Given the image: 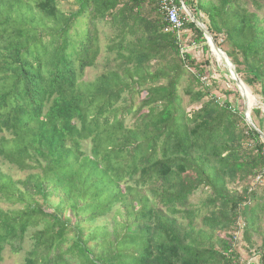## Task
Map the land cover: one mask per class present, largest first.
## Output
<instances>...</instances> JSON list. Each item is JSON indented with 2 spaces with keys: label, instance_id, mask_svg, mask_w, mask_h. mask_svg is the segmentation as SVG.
<instances>
[{
  "label": "trees",
  "instance_id": "trees-1",
  "mask_svg": "<svg viewBox=\"0 0 264 264\" xmlns=\"http://www.w3.org/2000/svg\"><path fill=\"white\" fill-rule=\"evenodd\" d=\"M160 3L0 0V264H264V0H182L254 127Z\"/></svg>",
  "mask_w": 264,
  "mask_h": 264
},
{
  "label": "rangeland",
  "instance_id": "rangeland-1",
  "mask_svg": "<svg viewBox=\"0 0 264 264\" xmlns=\"http://www.w3.org/2000/svg\"><path fill=\"white\" fill-rule=\"evenodd\" d=\"M201 24V23H200ZM191 36V35H190ZM185 44V43H184ZM187 46L188 47H185V49L188 51L189 50V52L191 53H193V56H195L197 59H199V60H202V59H204V55H203V51H202V49H201V47H199L198 46V48L197 47H192L191 45H188V43H187ZM215 50V49H214ZM215 53V55L217 56V57H219V58H222V59H224V61H225V55L223 56V55H221L219 52H217L216 50L214 51ZM210 60H211V63H212V61H216L217 60V58H216V60H215V56L214 55H210ZM226 61H227V58H226ZM217 62V61H216ZM218 64H219V68H221V70L224 72H227V73H224L223 74V76L221 77V76H219V75H215L216 73H218L217 71L214 73L213 71H214V69L212 68V70H211V67H208L207 68V75L210 77V79L211 80H209V82H208V85H209V83H210V81H219L218 83H219V87H220V89H217V87H214L213 86V89H214V91H216L215 93L219 96V97H222V90L223 91H230V90H234V91H240L239 93L242 95V102H241V104L239 103L238 104V102L233 98V99H230V103H231V105L232 106H234V107H236L237 109H240V111L242 112L243 110H245L244 112H245V114L247 113V110H246V108H247V105H246V100L248 99V104H249V102H250V105H251V103L253 102V101H255L256 103H257V101H258V99H257V97H256V100H252V101H250L249 100V98L248 97H246V95L243 93V92H241V90L239 89V87L236 85V82L233 80V78L231 77V75H230V73H229V69H228V66H227V64H226V62H221V61H219L218 60V62H217ZM235 69H236V67H235ZM207 76V77H208ZM90 78H92L91 76H89ZM236 78L237 79H239L240 81H241V79L239 78V76L237 77L236 76ZM230 79V80H229ZM206 80H208L206 77H204L203 78V82L204 81H206ZM212 84H214V83H212ZM234 84H235V86H234ZM244 91H248L247 90V88L246 87H244ZM218 92V93H217ZM187 103H188V101H187ZM255 103V104H256ZM253 106V105H252ZM249 111H250V109H249ZM249 116V115H248ZM257 125H258V122H257ZM86 147H90V144L88 143L87 145H86ZM5 167H7V166H5ZM31 172H20V171H12L10 174L12 175V176H14L16 179H25L29 174H30ZM264 185V184H263ZM230 190L231 191H237L238 192V190L236 189V187L235 186H231L230 187ZM240 190V192L242 191L241 189H239ZM239 192V193H240ZM205 197H206V193H205V191L203 190V188H201V190H199L195 195H194V197L192 198V201L194 202V203H196V202H199V201H201V200H203V199H205ZM0 201H1V199H0ZM0 206H2L3 208H8V207H12V205H10L9 203H7V202H5V201H1L0 202ZM50 212L52 211V210H49ZM219 235V234H218ZM223 238H225L223 235H220L219 237H218V239H220V240H222ZM256 238V237H255ZM246 245L248 246V244L246 243ZM30 248V242L28 241V240H26V243H25V250L27 251L28 249ZM240 248H242L240 251H241V253H242V255H243V258L244 259H248L247 258V252H246V250H245V248H246V246H244V241H242L241 242V247ZM251 261L252 260H249V262H248V264H250L251 263ZM258 261V260H257ZM24 261H23V256H21V255H12L10 252H8L7 254H6V256H5V260L1 263V264H22Z\"/></svg>",
  "mask_w": 264,
  "mask_h": 264
},
{
  "label": "built area",
  "instance_id": "built-area-1",
  "mask_svg": "<svg viewBox=\"0 0 264 264\" xmlns=\"http://www.w3.org/2000/svg\"><path fill=\"white\" fill-rule=\"evenodd\" d=\"M177 0H161V9L166 14V19L169 23V30L174 32L178 38L181 40L183 38V26L187 21V18L183 16L187 13L186 9L182 6L179 7L176 4ZM185 51V48H182V52ZM247 122L252 126V121L250 115L245 114ZM254 126V125H253Z\"/></svg>",
  "mask_w": 264,
  "mask_h": 264
},
{
  "label": "water",
  "instance_id": "water-1",
  "mask_svg": "<svg viewBox=\"0 0 264 264\" xmlns=\"http://www.w3.org/2000/svg\"><path fill=\"white\" fill-rule=\"evenodd\" d=\"M179 1L182 3V0H179ZM182 6L186 9L187 14H188L189 17L191 18V20H192L193 22L197 23V25L199 26V28L205 33V36H206L208 42L210 43V45H211V46H212L217 52H219L221 55H225L221 50L218 49V47L215 45V43H214L212 37L210 36V34H209V33L207 32V30H206V29H205V28H204V27H203V26H202V25L196 20V18H195L194 15L191 13V11L186 7V5L182 3ZM225 57L227 58V55H226ZM227 59H228V58H227ZM228 61H229V59H228ZM228 61H226V59H225V62H226V64H227V66H228L229 73H230L231 77H232L233 80L236 82V85L239 87L240 90H241V89L245 90V89H244L245 84H244L242 81H240L239 79L236 78V76H237V72H236L235 66L232 65L233 68H231L230 65H229V63H228ZM231 69H232L233 71H232ZM237 77H238V76H237ZM244 92H245V91H244ZM246 105H247V108H246L247 113H248V115H250L248 99L246 100ZM253 127H254V126H253ZM263 138H264V135H263Z\"/></svg>",
  "mask_w": 264,
  "mask_h": 264
},
{
  "label": "clouds",
  "instance_id": "clouds-1",
  "mask_svg": "<svg viewBox=\"0 0 264 264\" xmlns=\"http://www.w3.org/2000/svg\"><path fill=\"white\" fill-rule=\"evenodd\" d=\"M191 19V18H190ZM202 25V24H201ZM228 58V57H227ZM232 68V67H231ZM232 70V69H231ZM233 71V70H232ZM238 76V75H237ZM246 86V85H245ZM250 112V111H249ZM248 114V113H247ZM250 117H251V113H250Z\"/></svg>",
  "mask_w": 264,
  "mask_h": 264
},
{
  "label": "bare ground",
  "instance_id": "bare-ground-1",
  "mask_svg": "<svg viewBox=\"0 0 264 264\" xmlns=\"http://www.w3.org/2000/svg\"><path fill=\"white\" fill-rule=\"evenodd\" d=\"M247 93V96H248V98H249V93L248 92H246Z\"/></svg>",
  "mask_w": 264,
  "mask_h": 264
}]
</instances>
